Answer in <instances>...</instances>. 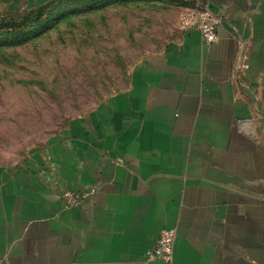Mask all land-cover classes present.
Here are the masks:
<instances>
[{
	"label": "crops",
	"instance_id": "obj_1",
	"mask_svg": "<svg viewBox=\"0 0 264 264\" xmlns=\"http://www.w3.org/2000/svg\"><path fill=\"white\" fill-rule=\"evenodd\" d=\"M52 1L0 0V14ZM205 1L216 43L182 32L65 135L0 167V264H162L146 251L165 228L174 264H264V0ZM68 190L93 192L67 207Z\"/></svg>",
	"mask_w": 264,
	"mask_h": 264
},
{
	"label": "rangeland",
	"instance_id": "obj_2",
	"mask_svg": "<svg viewBox=\"0 0 264 264\" xmlns=\"http://www.w3.org/2000/svg\"><path fill=\"white\" fill-rule=\"evenodd\" d=\"M203 0H57L0 14V167L22 164L128 85ZM28 10V9H27ZM41 15V16H40ZM40 16V17H39Z\"/></svg>",
	"mask_w": 264,
	"mask_h": 264
},
{
	"label": "built area",
	"instance_id": "obj_3",
	"mask_svg": "<svg viewBox=\"0 0 264 264\" xmlns=\"http://www.w3.org/2000/svg\"><path fill=\"white\" fill-rule=\"evenodd\" d=\"M222 21V16L212 9L209 1H205L201 6L187 10L182 14L181 28L183 31L198 29L201 32L203 41L211 45L219 39L217 28L222 24ZM247 67L245 64L239 65V69H245ZM90 193L68 190L63 195L65 205L67 207H78ZM176 238L177 232L175 229H163L155 246L146 251L147 260L160 261L162 264H174Z\"/></svg>",
	"mask_w": 264,
	"mask_h": 264
},
{
	"label": "trees",
	"instance_id": "obj_4",
	"mask_svg": "<svg viewBox=\"0 0 264 264\" xmlns=\"http://www.w3.org/2000/svg\"><path fill=\"white\" fill-rule=\"evenodd\" d=\"M57 0H54V1H52L51 3H49L48 5H46V6H42V7H40V8H38L37 10H38V12H40V14L41 13H43L42 11H44V9L46 8V7H49L51 4H53L54 2H56ZM31 11H33V10H31ZM42 15V14H41ZM40 15V16H41ZM39 16V17H40ZM17 27V24H15V22H6V23H4L3 25H0V28L1 29H12V28H16Z\"/></svg>",
	"mask_w": 264,
	"mask_h": 264
}]
</instances>
